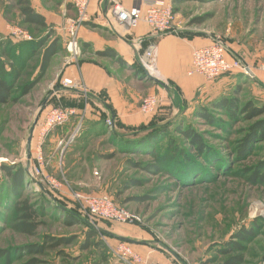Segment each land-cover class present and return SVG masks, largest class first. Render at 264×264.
I'll return each mask as SVG.
<instances>
[{
  "label": "rangeland",
  "instance_id": "374dc122",
  "mask_svg": "<svg viewBox=\"0 0 264 264\" xmlns=\"http://www.w3.org/2000/svg\"><path fill=\"white\" fill-rule=\"evenodd\" d=\"M31 4L46 18V29L22 25L11 0H0V12H8L5 14L10 22V32L0 34V51L5 48L23 74L14 96L16 101L0 106V249L11 251V264L29 262L32 258L19 253V249L39 244L46 236L76 239L59 250L61 256L58 252H49L46 257H41L42 264H125L113 253L119 244L117 239L105 235L101 229L144 242L151 250H157L176 264H219L225 259L220 257L219 251L243 227L253 228L258 234L247 246L245 264H262L264 185L254 182L252 176L264 163V144L255 147L244 158L236 156L238 141L253 122L230 123L224 116H219L229 123L223 132L192 118L193 111L182 114L181 105L168 104L169 100H165L164 105L161 99L158 112L167 114L168 119L175 118L173 124L176 127L179 125L185 129L193 125L216 149L210 153L215 157H210L212 163L194 161L186 168H170L171 164H163L157 171L146 168L157 162L151 152L130 154L124 143L112 137L107 124L96 126L87 122L81 130L83 118L72 117L48 136L43 135L40 123L50 111L47 105L53 102L51 92L56 88H49V85L55 69L50 68L47 76L29 94L22 96L21 92L37 74V57L41 54L30 58L32 51L47 39L49 30L57 35L55 19L71 16L72 5L71 0H31ZM175 8L178 12L175 13L174 28L178 34L220 39L233 52L235 49L246 53L244 61L248 64L252 63V54L264 52V0H195L175 4ZM196 20L202 23L194 22ZM15 28L29 38L14 35ZM248 79L239 82L245 93L239 96L243 102L252 94L253 84ZM171 97L173 102L178 101V96L172 94ZM253 99L258 105L263 104L262 99ZM206 101L203 104H207ZM44 103L46 107L38 117L29 147L30 131ZM57 107L61 106H54ZM173 136L181 142L177 133L173 132ZM180 145L188 153L192 152L184 142ZM40 157L43 162L39 164ZM3 165L24 167L30 176L35 168L40 170L38 181L50 197L72 210L84 214L75 199L77 194H106L117 205L137 214L141 222L135 225L104 221L91 223L98 234L93 241L99 245L82 252L80 247L90 231L88 227L67 226L66 215L46 202L44 193L35 183L25 182L20 195L41 211L44 224L34 237L17 233L13 230V205L18 198H10V181L1 171ZM183 171L187 176H182ZM5 263L4 258L0 260V264Z\"/></svg>",
  "mask_w": 264,
  "mask_h": 264
},
{
  "label": "crops",
  "instance_id": "0c3cea01",
  "mask_svg": "<svg viewBox=\"0 0 264 264\" xmlns=\"http://www.w3.org/2000/svg\"><path fill=\"white\" fill-rule=\"evenodd\" d=\"M115 1L126 9L142 6V0ZM167 1L174 5V0ZM107 8H109L108 4L99 7L96 1L92 2L90 21L86 22L79 31L81 54L76 59L69 55L65 45L67 39L66 19L75 18L77 13L72 7L69 12L71 16L56 17L55 25L57 27L55 29L58 31L57 36L61 38L65 49L64 52L53 58L50 66L52 71L55 70L53 71L54 79L49 88H56V90L52 89L53 102L47 109L51 110L55 105L63 106L65 102L71 104L84 100V108L78 112L84 114L83 118L86 117L87 122L100 125V113L108 110L107 105L110 107L107 112L113 113L114 117L124 126L139 127L147 125L153 118L152 115L144 114L141 111L142 101L151 95L158 96L160 100L163 99L164 105L166 104L164 101L169 100L168 104L172 102L174 105H181L186 112H189L206 100L209 103L231 96L236 87L241 86L239 82L249 78L253 87L252 94L249 95L251 97L247 99L254 100V97L262 99L264 52L252 54V63L248 64L244 61L246 53L235 49L234 52L229 50V59L238 58L248 64L252 70V74L249 75L237 70L213 81L199 75L190 76L193 50L211 45L212 38L185 33L159 35L143 22L129 30L122 27L109 28L98 24L96 20L99 14L107 15ZM177 26L181 29L179 25ZM9 30L10 26L0 12V34ZM150 43H155L158 46L159 79L163 83H167L165 84L167 88L144 78L146 75L140 63V57ZM103 53H107V55ZM64 81L71 82V88H59ZM172 94L173 97L178 96L176 103L173 102ZM116 236L132 240L120 234ZM127 243L134 246V250L146 258L150 264H176L157 250H151L149 245L144 242L132 240ZM136 243L138 244L133 245Z\"/></svg>",
  "mask_w": 264,
  "mask_h": 264
},
{
  "label": "trees",
  "instance_id": "16d2710c",
  "mask_svg": "<svg viewBox=\"0 0 264 264\" xmlns=\"http://www.w3.org/2000/svg\"><path fill=\"white\" fill-rule=\"evenodd\" d=\"M195 0H174V5L178 3H184ZM198 1V0H197ZM13 7L18 10V15L21 18V24L24 26H32L37 28L46 29L47 22L46 18L38 13L31 4V0H11ZM72 5V4H71ZM73 7V6H72ZM177 9H174V13H177ZM8 12L2 10V14L7 19L6 14ZM8 23L9 20H6ZM201 24V20L194 21ZM183 34V33H179ZM198 35V34H195ZM55 36V37H53ZM53 39L48 42L49 38ZM66 46V45H65ZM64 45L60 37L55 35L52 30H49L47 39H43L40 43L35 46L34 51L31 53V57L41 55L37 57L39 60L37 74L32 79V81L25 85L22 89V96H26L37 86L41 79L46 75L48 69L52 64L53 58L64 52ZM107 55V53H103ZM23 74L21 68L11 59L9 53L5 48L0 51V106L10 104L16 101L14 97L22 80ZM146 78V76H144ZM244 93L242 86H238L233 94L228 97H223L218 100H213L207 104H198L191 114L192 118L196 120H201L205 125L212 127L219 131H226L229 123H238L240 120H245L248 122H253L248 130L245 131V135L241 140L238 141L236 156H241L244 158L255 147L260 144H264V102L262 105H258L256 101L247 100L243 102L239 96ZM90 98V97H89ZM52 102V101H51ZM50 104L47 105L50 106ZM63 106L76 108L78 110L84 108V100L80 103H67L65 102ZM106 108L110 110V107L106 105ZM160 108V106H159ZM159 108L152 116V120L147 125H142L139 127H126L120 121H118L113 113L107 112L108 110L101 111L100 113V125L107 124L110 119L112 125L108 126L109 132H112V137L120 140V143H124L126 150L129 153H138L140 151H149L155 157L157 161L155 165L146 166L148 170H160V166L163 164H171L170 168L174 166H185L187 164H194V161L200 162L203 160L205 163H212L210 157L214 159L215 157L210 155V153L216 148L207 142L202 132L197 131L193 125H188L187 128L182 129L179 125L173 124L176 119H168L167 114L158 112ZM186 110H182V114ZM219 116H224L223 119ZM74 117L81 118V113ZM82 128L85 127L87 123L86 117L82 119ZM92 124V123H90ZM94 125V124H93ZM98 126V125H96ZM175 126V127H173ZM79 132V136L81 135ZM173 132L177 133L181 142L173 136ZM188 146V150L192 151L188 153L186 149L181 147L180 143ZM174 143V145H173ZM138 151V152H137ZM133 153V154H134ZM259 171H255L252 176L254 182H260L264 185V163L259 166ZM173 170V169H172ZM1 171L5 177L10 181L9 191L11 200L18 198L16 203L13 205V213L15 215L13 230L17 233L34 237L38 230L43 226L42 215L40 210L31 203L29 199H22L20 191L25 187V182L35 181L28 174L24 167H10L3 165L1 166ZM178 171V170H177ZM176 171V172H177ZM182 176H187L186 172L181 173ZM41 191L44 193L43 198L56 210L66 215L65 224L67 226L74 225H85L90 231L85 235V242L80 247L82 252L89 251L92 248H96L99 243L93 240L98 237L97 231L94 230L91 222L86 219L82 212L78 210H72L66 205L62 204L58 200L50 197V195L43 188ZM102 195V194H98ZM48 196V197H47ZM48 198V199H47ZM115 202V201H114ZM7 206V205H6ZM40 211V212H39ZM109 222L103 219H97L95 224L99 222ZM105 235L115 238L117 240L125 241L124 238H120L115 234L109 232L108 230L101 229ZM258 234L255 229H246L243 227L238 230L231 237V240L224 245V247L219 251L220 257L225 258L223 262L219 264H245V255L247 253V246L251 244ZM74 237H53L46 236L41 243L25 246L20 250L19 253H24L26 256L32 259L26 264H42L43 261L41 257H46L49 252H58L61 256L62 248L73 244ZM67 256V255H66ZM5 259V264H11V251L0 249V260Z\"/></svg>",
  "mask_w": 264,
  "mask_h": 264
},
{
  "label": "built area",
  "instance_id": "2783aa9c",
  "mask_svg": "<svg viewBox=\"0 0 264 264\" xmlns=\"http://www.w3.org/2000/svg\"><path fill=\"white\" fill-rule=\"evenodd\" d=\"M93 1L99 4V7L108 4L107 15L99 14L97 23L109 28L115 29L122 27L132 29L139 23H146L153 32L159 35L175 33V13L174 5L167 0H142L140 8L126 9L115 0H71V4L75 9L77 16L75 18L66 19V49L69 55L76 59L81 54V46L79 43V31L82 26L90 21V6ZM13 34L29 36L20 29H13ZM230 48L220 39H214L212 44L203 48L194 49L192 52V68L189 75H199L208 80H216L222 76L230 74L234 71H242L249 75L252 74L251 68L241 59H229ZM158 46L150 43L140 57L142 69L146 78L155 77L153 71H158ZM264 69V66L262 67ZM71 88V82L64 81L59 88ZM87 94V93H86ZM264 102V91L262 95ZM161 100L156 95L146 97L141 104V111L147 115H153L159 108ZM78 114L76 108L57 107L52 108L40 123L41 132L48 136L56 128L66 124L72 117ZM81 113V118H83ZM108 126L112 125V121H107ZM43 162L42 157L39 158V164ZM34 169V167H33ZM40 170L36 168L32 171L31 177L35 181L36 186L40 188ZM40 184V185H39ZM42 186V185H41ZM83 215L93 224L97 219L107 220L121 224L135 225L141 222L140 217L131 211L117 205L109 195H75ZM114 256L125 264H150L140 253L127 242H119L116 249H113Z\"/></svg>",
  "mask_w": 264,
  "mask_h": 264
},
{
  "label": "water",
  "instance_id": "95a60500",
  "mask_svg": "<svg viewBox=\"0 0 264 264\" xmlns=\"http://www.w3.org/2000/svg\"><path fill=\"white\" fill-rule=\"evenodd\" d=\"M148 79L151 80V81H154L155 83H157V84H159V85H161V86H163L165 88H167V86L160 79H156V78H153V77H148ZM45 107H46V103H44L42 105L41 109L39 110V112H38V114H37V116L35 118V122H34V125H33L32 129H31V131H30V136H29V139H28L29 147L31 146V143H32V140H33V137H34V132H35V128H36V123H37L38 117H39L41 111H43L45 109ZM78 130H79V127L76 130V133L78 132ZM40 188L43 189V187L41 185H40ZM125 241L126 242H132V240H129V239H125Z\"/></svg>",
  "mask_w": 264,
  "mask_h": 264
},
{
  "label": "bare ground",
  "instance_id": "6f19581e",
  "mask_svg": "<svg viewBox=\"0 0 264 264\" xmlns=\"http://www.w3.org/2000/svg\"><path fill=\"white\" fill-rule=\"evenodd\" d=\"M153 74H154V76L155 77H158V78H160V74H159V72L158 71H153ZM40 149V148H39ZM109 235V234H108Z\"/></svg>",
  "mask_w": 264,
  "mask_h": 264
}]
</instances>
